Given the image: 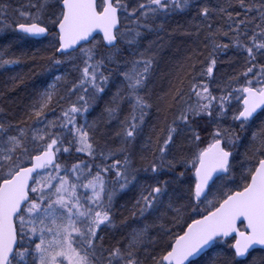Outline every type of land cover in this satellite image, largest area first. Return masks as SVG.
<instances>
[{"label": "snow or ice", "instance_id": "6c2138e0", "mask_svg": "<svg viewBox=\"0 0 264 264\" xmlns=\"http://www.w3.org/2000/svg\"><path fill=\"white\" fill-rule=\"evenodd\" d=\"M193 13L204 26L185 34L204 51L188 58L187 87L173 75L158 89L143 42ZM36 37L55 83L0 112V264H264V0H0V64ZM229 51L239 69L200 83Z\"/></svg>", "mask_w": 264, "mask_h": 264}, {"label": "trees", "instance_id": "16d2710c", "mask_svg": "<svg viewBox=\"0 0 264 264\" xmlns=\"http://www.w3.org/2000/svg\"><path fill=\"white\" fill-rule=\"evenodd\" d=\"M121 2H126V0H121ZM212 2L224 3L225 0H212ZM232 2L236 3L238 0H232ZM129 10L131 11V9ZM193 16L194 13L191 15L178 14L174 17H170L164 32L159 33V35L151 33L148 35V39L143 42L145 47L141 48V51H146L149 41L155 42L152 46V50L148 51L147 55L143 58L150 59L155 57L153 65L157 68L156 77L158 80V89L163 88L165 91H167L168 81L173 78V75H180L181 79L184 81V87H187L188 74L183 72V70L185 65L188 63V58L193 56L194 51H204L203 36H201L200 40L197 41L194 35L185 34V32L194 31V29L190 28L189 25H200L201 27L204 26V22L200 20H194ZM215 27L220 28L221 32L226 30V27L222 24H216ZM15 35L16 34H10L8 38L11 40ZM134 39V35L129 36V40ZM100 42H102V39L98 37L96 41L94 40L92 44L87 45V47H95ZM15 43L17 46L13 48L14 54L5 58L18 60L19 63L13 65L0 64V90L10 88L11 78H19L16 80L17 87L14 91L10 93L0 91V105L5 108V111H8L9 109H15L16 111H19V105H26L32 102V93L35 91L37 86L43 85L45 81L49 83L53 78L52 72H49V65L42 60V57L51 55L50 52L44 51L46 47H44L42 44V40L25 38L16 41ZM217 43H228V40L218 39ZM3 44L4 42L0 40V45ZM28 53H40V55L37 56L35 63H33L32 56L27 55ZM233 55L234 53L229 51L227 55L222 56L221 60L225 62L218 63L216 68L213 70L212 77L206 78L205 80L200 81V83H208L213 77L217 80H221L222 78L225 80L229 79L232 74L240 67V65L234 66L227 63L229 58L233 57ZM21 59L26 63L25 66L22 65V62H20ZM138 59L140 58L138 57ZM237 59H239V57H237ZM196 62L199 64L201 61ZM41 70H45L46 72V74L44 73L43 77L39 76L41 74ZM188 71L190 72L191 70L189 69ZM182 73L183 75H181ZM237 86L238 85L233 84V87ZM211 87H214V85H210V88ZM163 94L164 93L161 92V95ZM5 96H7L6 100L4 99ZM103 106V103H99L96 106L92 115L89 116L90 120L95 119V117L99 115V112L103 109ZM58 107L59 106H57V108ZM57 108L55 114L53 115L61 114ZM108 130L112 131L113 136H115V131L118 130V123L113 121ZM150 134L151 130H146L145 137ZM157 134L162 137L164 132L162 129H157ZM153 139H155V137H153ZM111 147H119L118 139H113L111 141ZM240 151L243 153L244 149L241 148ZM65 159L67 160V158ZM69 159H72L73 163H80L81 160L87 159V157L85 155H81L80 158L77 159L76 154H73V156L69 157ZM120 204H128L129 207H131V198L125 197L124 200L120 201ZM124 215H128V213H125ZM145 223H150V221H145ZM120 224V220H116L113 224L108 225L106 234L109 236H119L117 229L119 228ZM121 231H123V229H121Z\"/></svg>", "mask_w": 264, "mask_h": 264}, {"label": "rangeland", "instance_id": "374dc122", "mask_svg": "<svg viewBox=\"0 0 264 264\" xmlns=\"http://www.w3.org/2000/svg\"><path fill=\"white\" fill-rule=\"evenodd\" d=\"M17 6H18V5H17ZM95 41H96V39H95ZM42 44L44 45V47L47 46V42H46V41H43V40H42ZM5 59H6V58H5ZM70 69H71V66H69V68L65 69L64 73H58V74L68 75ZM68 78L71 79V76L69 75ZM52 83H55L54 77L52 78L51 82H49L48 84L51 85ZM72 99L75 100V97H72ZM72 106H78V105H72V104H70V103H65V104L63 105V107H64L65 109H67V108H69V107H72ZM57 109H59V107H58ZM59 111H60V109H59ZM59 113H60V112H59ZM60 115H61V114L53 115L52 112H48V117H47V119H48L49 121L59 120ZM88 119H89V121H91V120H90V117H88ZM40 127L43 128V125H40ZM85 156H86V155H85ZM66 158L69 159V157H66ZM85 183H87V181H85ZM88 196H89V197L92 196V193H91L90 191L88 192Z\"/></svg>", "mask_w": 264, "mask_h": 264}, {"label": "bare ground", "instance_id": "6f19581e", "mask_svg": "<svg viewBox=\"0 0 264 264\" xmlns=\"http://www.w3.org/2000/svg\"><path fill=\"white\" fill-rule=\"evenodd\" d=\"M33 39H34V38H33ZM20 62H22V65H23V66L26 65V63H25L22 59L20 60ZM49 72L51 73V71H49ZM40 73H41V74L39 75L40 77H43V76H44V73L46 74L45 70H41ZM3 111H5V108L2 107V106L0 105V112H3ZM129 217H130V214L128 213V215H124L123 219H127L129 223H130V222L132 223V221H131V219H130ZM120 223H122V220H120Z\"/></svg>", "mask_w": 264, "mask_h": 264}, {"label": "water", "instance_id": "95a60500", "mask_svg": "<svg viewBox=\"0 0 264 264\" xmlns=\"http://www.w3.org/2000/svg\"><path fill=\"white\" fill-rule=\"evenodd\" d=\"M89 18H90V14H89L88 10L86 9V10H85V23L88 22ZM98 35L102 38V33H97V34H96V37H98ZM34 39H38V40H40V39H42V38L36 37V38H34ZM105 43H106V42H105ZM256 247L259 248V246H256Z\"/></svg>", "mask_w": 264, "mask_h": 264}]
</instances>
